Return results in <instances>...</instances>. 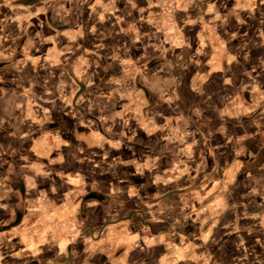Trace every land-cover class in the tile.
<instances>
[{
	"label": "crops",
	"instance_id": "1",
	"mask_svg": "<svg viewBox=\"0 0 264 264\" xmlns=\"http://www.w3.org/2000/svg\"><path fill=\"white\" fill-rule=\"evenodd\" d=\"M240 1L0 0V264H264Z\"/></svg>",
	"mask_w": 264,
	"mask_h": 264
},
{
	"label": "rangeland",
	"instance_id": "2",
	"mask_svg": "<svg viewBox=\"0 0 264 264\" xmlns=\"http://www.w3.org/2000/svg\"><path fill=\"white\" fill-rule=\"evenodd\" d=\"M244 1V0H243ZM247 1V7L251 5V8L249 10H243V15H241V30L242 35L244 37H247L246 39H249L250 36H257V39H260V36L264 35V0H245ZM243 4L242 0L239 2V4ZM127 16V13H126ZM240 29V28H239ZM260 50V49H259ZM244 103V102H243ZM244 105V104H243ZM243 113H246V109L244 106L241 108ZM248 118V116L243 115V120ZM248 123L243 122V130L248 129L247 126Z\"/></svg>",
	"mask_w": 264,
	"mask_h": 264
}]
</instances>
